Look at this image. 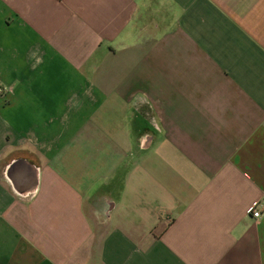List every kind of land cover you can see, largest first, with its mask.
<instances>
[{
    "label": "crops",
    "instance_id": "obj_1",
    "mask_svg": "<svg viewBox=\"0 0 264 264\" xmlns=\"http://www.w3.org/2000/svg\"><path fill=\"white\" fill-rule=\"evenodd\" d=\"M264 0H0V264H264Z\"/></svg>",
    "mask_w": 264,
    "mask_h": 264
},
{
    "label": "built area",
    "instance_id": "obj_2",
    "mask_svg": "<svg viewBox=\"0 0 264 264\" xmlns=\"http://www.w3.org/2000/svg\"><path fill=\"white\" fill-rule=\"evenodd\" d=\"M264 211V203L261 201H254L248 208L247 213L251 215L254 219L258 220L262 216Z\"/></svg>",
    "mask_w": 264,
    "mask_h": 264
},
{
    "label": "rangeland",
    "instance_id": "obj_3",
    "mask_svg": "<svg viewBox=\"0 0 264 264\" xmlns=\"http://www.w3.org/2000/svg\"><path fill=\"white\" fill-rule=\"evenodd\" d=\"M251 206V205H250ZM251 216V215H250Z\"/></svg>",
    "mask_w": 264,
    "mask_h": 264
}]
</instances>
